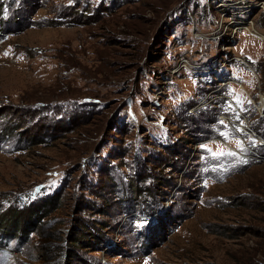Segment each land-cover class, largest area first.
<instances>
[{
	"label": "rangeland",
	"instance_id": "rangeland-1",
	"mask_svg": "<svg viewBox=\"0 0 264 264\" xmlns=\"http://www.w3.org/2000/svg\"><path fill=\"white\" fill-rule=\"evenodd\" d=\"M225 2L0 0V264H264V0Z\"/></svg>",
	"mask_w": 264,
	"mask_h": 264
},
{
	"label": "trees",
	"instance_id": "trees-1",
	"mask_svg": "<svg viewBox=\"0 0 264 264\" xmlns=\"http://www.w3.org/2000/svg\"><path fill=\"white\" fill-rule=\"evenodd\" d=\"M55 132H58V130L57 129H52V128H46V127H43V128H41L39 131H38V134H40V135H45V136H47V137H52L53 135H55ZM33 139H34V141H36L37 140V136H35V137H33ZM58 199H59V197L58 196H55V197H52L51 199H49V200H47L46 202H45V204L42 206V208H40L39 210H29V211H22V213H20L19 215H18V217L17 218H15L14 219V222H13V226L15 227V226H17V222H18V220H20L19 218H21V217H24V219L25 218H27V219H30V214L32 213H35V212H42V213H44V211H42V210H45L46 208H50V207H52V205H56V203L58 202ZM25 212V213H24ZM10 214H11V212H10ZM31 214V215H32ZM3 221L4 220H2V221H0V224H2L3 223ZM86 229V230H85ZM87 229H90V226L88 225V224H85V228L83 227V228H81V232L82 233H84L86 236H91V235H89L86 231H87ZM7 229H5V231H6ZM15 232H16V230H14ZM94 239L95 240H101V238L99 237V236H94ZM77 241H79V239H77ZM80 242V244H81V241H79ZM89 242H91V241H89ZM86 243V242H85Z\"/></svg>",
	"mask_w": 264,
	"mask_h": 264
},
{
	"label": "bare ground",
	"instance_id": "bare-ground-1",
	"mask_svg": "<svg viewBox=\"0 0 264 264\" xmlns=\"http://www.w3.org/2000/svg\"><path fill=\"white\" fill-rule=\"evenodd\" d=\"M234 0H228V2H225V3H222V5L224 4V5H232L234 2H233ZM220 5V4H219ZM263 37V36H262ZM264 39V38H263ZM262 105H263V102H262Z\"/></svg>",
	"mask_w": 264,
	"mask_h": 264
},
{
	"label": "built area",
	"instance_id": "built-area-1",
	"mask_svg": "<svg viewBox=\"0 0 264 264\" xmlns=\"http://www.w3.org/2000/svg\"><path fill=\"white\" fill-rule=\"evenodd\" d=\"M242 1L244 2V1H247V0H234V4L237 3V2H242ZM234 4H233V5H234ZM221 5H222V4H221ZM233 5H232V6H233ZM262 102H263V105H264V101H262Z\"/></svg>",
	"mask_w": 264,
	"mask_h": 264
}]
</instances>
